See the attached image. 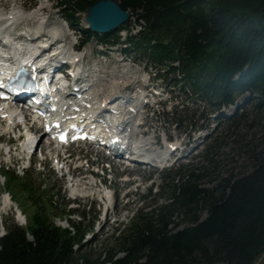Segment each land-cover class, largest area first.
<instances>
[{
	"label": "trees",
	"instance_id": "trees-1",
	"mask_svg": "<svg viewBox=\"0 0 264 264\" xmlns=\"http://www.w3.org/2000/svg\"><path fill=\"white\" fill-rule=\"evenodd\" d=\"M97 1L67 5L84 10ZM115 1L141 11L148 23L143 40H168L156 44V58L179 59L203 97L228 105L249 93L264 108V0ZM263 153L252 152L251 171L221 178L212 189L202 186L204 172L186 166L172 172L167 204L137 213L130 226L117 229L119 248L95 258L81 253L92 224H74L73 232L57 226L31 176L7 172L8 188L25 195L31 213L26 228L8 227L0 264H255L264 254ZM179 214L188 225L176 230ZM119 251L124 255L117 257Z\"/></svg>",
	"mask_w": 264,
	"mask_h": 264
},
{
	"label": "rangeland",
	"instance_id": "rangeland-1",
	"mask_svg": "<svg viewBox=\"0 0 264 264\" xmlns=\"http://www.w3.org/2000/svg\"><path fill=\"white\" fill-rule=\"evenodd\" d=\"M16 1H18L19 5L25 3V7H27L26 10L34 8L39 2V0ZM58 1L59 0H52V3H57ZM5 5L6 7L14 6V4L8 3L7 1ZM16 5L17 4H15V7ZM58 11V9L49 11L48 15H51V18L55 21V18L58 16ZM78 16L80 24L77 26L81 27L83 26L84 13H80ZM28 25L30 27H36V24L32 22H28ZM144 57L145 61H152L147 55ZM196 98L199 99L197 100L196 105L194 107H189L188 111L179 112L181 111L179 108L175 117H172V115L166 116L165 121L167 126H165V131L167 130L166 134L168 136L172 135L171 132L174 133V131H176V133L181 131L183 134L185 129H189L190 127V118H195L199 124L207 123L209 126V135L198 145L197 141L193 140L194 137L190 135L192 137V144L197 145L198 147L189 157H184L180 162L178 161L173 170L180 165H185L190 170L196 169V172H204L205 175L202 179V186L212 189L221 178L229 177L231 174L237 177L243 173L251 171L253 167V161L251 158L252 152H264V108H256L255 101L250 94H243L236 100V103L239 104L238 107L236 105L237 109L235 111L229 106L219 104L213 99L203 98L199 95H197ZM161 134L164 137L165 133L161 132ZM2 141L6 140L0 139V143ZM192 148L189 150L190 152L193 150ZM0 154V157L2 158V152ZM14 163L15 162L13 161L12 164L8 166L17 169L18 165L17 163ZM31 170V179L34 180L37 185L42 184L43 187L46 186L51 189L52 193H59L57 201L58 212L72 204V202L67 200L63 193L60 178H58L50 167L39 166L38 160H36ZM167 172V170L158 172L157 169L150 172L146 169H142L136 173L137 175L131 173V178L140 175L147 180H145L144 183H141V186L139 187L136 185L141 182L140 180H137L135 183L123 181V173L114 176L112 187H114L119 198L116 209L117 214L116 216L112 214L109 222L105 225H103V221H100L103 225V234H99L95 242L87 244L81 253H87L90 257L95 258L99 255H107L108 250L112 247L118 249L119 246L116 240L117 228H127L130 226L135 219L136 214L145 210L147 206H150V208H157L161 205L167 204L169 201V195L166 193L167 183L171 176ZM2 179L3 176L0 175V180ZM152 183L155 188L154 193L157 188H159V192L156 195L149 196L148 186ZM0 186L1 196L5 191L6 183L2 182L0 183ZM125 190L129 191V200L123 197ZM17 198L13 197V200L19 205L24 213L29 215L31 207L26 201L25 195L17 193ZM43 199L47 201L44 195ZM147 210H149V207ZM85 211V219L79 211L76 215H72V220L75 223L83 221V224L86 226L93 223L95 226L94 230L97 231L98 227H100L98 221L101 217V211H99L98 206L92 207L91 209L87 207L85 208ZM201 215L202 218L205 217L206 211L202 210ZM115 218L118 219V221H115ZM3 220L5 225L16 223L11 209L7 211ZM53 220L59 225L68 227L66 220L69 221L70 218L68 215H55ZM174 221L177 223L174 227L176 230L188 225V219L180 214ZM121 256H123V252L119 251L117 257ZM260 260L257 261V264Z\"/></svg>",
	"mask_w": 264,
	"mask_h": 264
},
{
	"label": "water",
	"instance_id": "water-1",
	"mask_svg": "<svg viewBox=\"0 0 264 264\" xmlns=\"http://www.w3.org/2000/svg\"><path fill=\"white\" fill-rule=\"evenodd\" d=\"M129 18V13L113 0H99L88 7L86 21L92 30L106 33L116 29Z\"/></svg>",
	"mask_w": 264,
	"mask_h": 264
},
{
	"label": "bare ground",
	"instance_id": "bare-ground-1",
	"mask_svg": "<svg viewBox=\"0 0 264 264\" xmlns=\"http://www.w3.org/2000/svg\"><path fill=\"white\" fill-rule=\"evenodd\" d=\"M41 5L37 6L35 9L30 10L29 12H26V17H30L33 19H36L39 15L42 14V10L47 8L48 4H47V0H41ZM25 14V13H24ZM24 14H22L16 7L13 8L10 12L7 13V16L10 15V19L15 20L16 17L17 18H21L24 16ZM44 14V13H43ZM8 18V17H7ZM3 28H5V25L3 26ZM10 40V38H8ZM197 141V145L201 142V140H196ZM196 144V143H195ZM196 146V145H194ZM132 158V156H131ZM91 183L93 184V181H91ZM85 193H88V191H85ZM91 194H95L97 193V191H90ZM107 203V202H106ZM9 201H5L4 204H2V206L0 207V213H2L3 211H5L7 209V207H9Z\"/></svg>",
	"mask_w": 264,
	"mask_h": 264
},
{
	"label": "crops",
	"instance_id": "crops-1",
	"mask_svg": "<svg viewBox=\"0 0 264 264\" xmlns=\"http://www.w3.org/2000/svg\"><path fill=\"white\" fill-rule=\"evenodd\" d=\"M258 260H260L258 264H264V254ZM255 264H257V262Z\"/></svg>",
	"mask_w": 264,
	"mask_h": 264
},
{
	"label": "snow or ice",
	"instance_id": "snow-or-ice-1",
	"mask_svg": "<svg viewBox=\"0 0 264 264\" xmlns=\"http://www.w3.org/2000/svg\"><path fill=\"white\" fill-rule=\"evenodd\" d=\"M62 138H64V137H62Z\"/></svg>",
	"mask_w": 264,
	"mask_h": 264
}]
</instances>
